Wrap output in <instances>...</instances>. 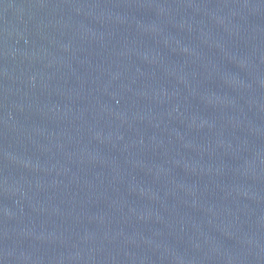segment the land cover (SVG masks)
Listing matches in <instances>:
<instances>
[{
	"label": "water",
	"instance_id": "1",
	"mask_svg": "<svg viewBox=\"0 0 264 264\" xmlns=\"http://www.w3.org/2000/svg\"><path fill=\"white\" fill-rule=\"evenodd\" d=\"M0 264H264V0H0Z\"/></svg>",
	"mask_w": 264,
	"mask_h": 264
}]
</instances>
